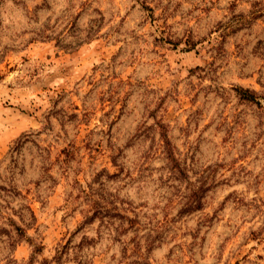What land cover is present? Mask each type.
<instances>
[{
	"label": "rangeland",
	"instance_id": "obj_1",
	"mask_svg": "<svg viewBox=\"0 0 264 264\" xmlns=\"http://www.w3.org/2000/svg\"><path fill=\"white\" fill-rule=\"evenodd\" d=\"M0 264H264V0H0Z\"/></svg>",
	"mask_w": 264,
	"mask_h": 264
},
{
	"label": "trees",
	"instance_id": "obj_2",
	"mask_svg": "<svg viewBox=\"0 0 264 264\" xmlns=\"http://www.w3.org/2000/svg\"><path fill=\"white\" fill-rule=\"evenodd\" d=\"M242 92H240V94L242 95V97L246 98V99H252L254 96L247 90H240Z\"/></svg>",
	"mask_w": 264,
	"mask_h": 264
}]
</instances>
